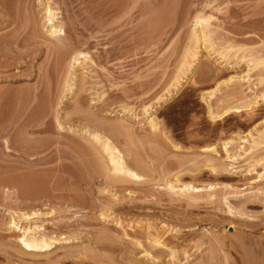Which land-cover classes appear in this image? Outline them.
<instances>
[{"label":"rangeland","instance_id":"obj_1","mask_svg":"<svg viewBox=\"0 0 264 264\" xmlns=\"http://www.w3.org/2000/svg\"><path fill=\"white\" fill-rule=\"evenodd\" d=\"M53 5L63 41L47 33L40 0H0V264H264V142L249 150L248 141L234 140L223 148L238 134L264 141V102L211 119L203 100L231 76L242 78L209 97L214 112L264 93V79L257 82L264 65L245 77L249 60L264 57V0ZM198 14L211 16L213 48L199 46L182 74ZM73 50L89 58L75 63L71 81ZM66 81L74 82L71 90ZM94 117L121 127L111 139L141 179H108L83 133L69 129ZM176 175L197 186L200 199L168 190ZM34 211L56 242L31 253L8 226L11 216ZM155 237L166 245H152Z\"/></svg>","mask_w":264,"mask_h":264},{"label":"bare ground","instance_id":"obj_2","mask_svg":"<svg viewBox=\"0 0 264 264\" xmlns=\"http://www.w3.org/2000/svg\"><path fill=\"white\" fill-rule=\"evenodd\" d=\"M41 1V5L43 7V18L45 21V24H47V33L49 34V36L56 38L58 41H63L66 40L65 37V30L63 27V23L59 21H57L58 17V12H57V7L55 8V6L53 5V0H46L45 2H43V0ZM204 14V13H203ZM211 15V14H210ZM195 26L193 28L194 30V42H192L193 44L191 45V47L188 48L186 54L184 55V59L181 62V65L179 67L180 73L183 74V71L185 72V70H187L188 68L190 69V65H192L191 63L193 62V60L197 59L198 55H199V46L204 45V48L207 49L209 47L213 48L212 46V40L214 38L211 37V31H209L210 27V18L211 16L207 15V16H202V14H198L195 17ZM39 20V19H38ZM210 22V23H209ZM44 24V26H46ZM202 25L201 27L198 26ZM199 28H197V26ZM45 28V27H44ZM212 30V29H211ZM216 30V29H215ZM213 31V30H212ZM214 32V31H213ZM214 35V34H213ZM212 38V39H211ZM61 45V44H60ZM69 46V45H68ZM232 46V44H231ZM234 46V45H233ZM60 47V46H59ZM63 47V46H62ZM65 48V47H64ZM202 48V47H201ZM226 48V47H224ZM229 49V48H228ZM68 50V49H67ZM69 51V50H68ZM227 50H225L226 52ZM60 52V51H59ZM58 52V53H59ZM64 52V51H63ZM67 51H65L66 53ZM208 52V51H207ZM63 53V57L62 55L60 56L62 59L64 58V56L67 54ZM71 54V53H69ZM224 55V52L222 53ZM225 55L227 56V53H225ZM67 56V55H66ZM65 56V57H66ZM210 56V55H209ZM229 56V55H228ZM235 56V55H234ZM262 57V56H261ZM84 58H89L88 54L79 50H73V53L71 54V60H70V67L68 70V76L70 75V79L72 80H76L74 78V76L77 75V66L75 65V63H81L79 61H82L81 59ZM247 58V57H246ZM66 58H64L65 60ZM200 60V59H199ZM249 60V59H248ZM84 61V60H83ZM82 61V62H83ZM194 63V62H193ZM249 68H248V72L246 73V76H249L251 78V74H249L250 71H252L253 69H256L258 67L261 66L263 67L264 65V57L263 58H258V59H253V60H249ZM251 63V64H250ZM69 64V62H68ZM81 65V64H80ZM79 66V65H78ZM264 69V68H262ZM62 71V70H61ZM182 71V72H181ZM80 72V71H78ZM186 73V72H185ZM179 74V73H178ZM177 77L174 79V85L177 87H179L180 85V76L181 74L178 75ZM263 74V73H262ZM259 75V74H258ZM241 76V75H240ZM238 77L237 76H231L228 77L226 79H224L223 81L219 82V84L217 85L216 88H213L212 90H209L207 92L204 93L203 95V100L207 101V104L209 105V116L211 119H216V118H223L224 115H226L227 113L231 112V110H235V111H240V108H251L254 107L255 105L258 104V102H260L258 99L259 97L262 99V101L264 102V93L262 95L259 96H255L253 98H250L249 100H247L246 104L244 105H239V107H230L227 109H224V111L222 112H214L212 110L213 107H211L210 102L208 101V99H210L209 97L212 96L215 92H217V90L220 89V87L222 88L224 85L225 86H230L229 84H233L235 81H237L238 79L240 80L242 77ZM261 76V75H260ZM69 79V80H70ZM237 79V80H235ZM264 78L259 79V83H261L263 81ZM68 80V79H67ZM238 80V81H239ZM71 81L69 82H65L66 84V90H71L72 86L74 85V82L71 83ZM251 81V80H250ZM240 82V81H239ZM236 83V82H235ZM237 86V85H236ZM231 87V86H230ZM180 88V87H179ZM226 88V87H225ZM228 88V87H227ZM236 89V88H235ZM234 89V90H235ZM74 91V90H73ZM81 91V90H80ZM170 91V90H169ZM236 92V91H234ZM264 92V91H263ZM172 93V92H171ZM262 93V92H261ZM79 94V93H78ZM171 96V95H170ZM253 96V95H252ZM239 98V97H238ZM248 99V98H247ZM211 101V100H210ZM59 105V104H58ZM150 107V106H148ZM44 108V107H43ZM247 110V109H246ZM218 111V110H217ZM44 112V111H43ZM59 113V112H58ZM58 115V114H57ZM71 115V114H70ZM144 115H145V119L146 122H148V126L150 127V129L154 132H157V130L159 131L160 126L159 123L157 122L154 113H151L149 108H144ZM41 116V115H40ZM60 116V115H59ZM59 116H57V121H58V126L62 129V128H66L65 125L67 124H62L61 119H59ZM85 116V115H84ZM91 117V116H90ZM95 118V119H94ZM93 119L91 118L89 120V118H87V120L78 126L73 125L75 122H73V124H70L69 129H71L73 132H80L83 133V138L84 140H86L89 145L91 146V148L93 149V151L98 155V158L102 164L101 167H103L105 173L109 178H112L113 180H125V179H135V180H139L142 178L143 175L139 174L135 169L133 165H130L127 160H126V153H124L125 151L122 152V150L117 146V144L114 142L115 140L111 139L113 135H116L119 133V131L121 132L119 126L116 127V123H110L109 124V120L106 124V120L105 119H101L104 122L99 121V119H97V117H94ZM40 123V122H39ZM78 124V123H75ZM113 124H115L113 126ZM32 125V124H31ZM30 125V126H31ZM118 125V124H117ZM120 125V124H119ZM125 127V126H124ZM131 128V127H130ZM125 129V128H124ZM24 130V129H23ZM128 130V128H127ZM31 131V130H30ZM33 131V130H32ZM40 132V131H39ZM78 132V133H79ZM161 132V131H160ZM250 132V131H249ZM261 132V131H260ZM122 133V132H121ZM252 133V132H251ZM74 134V133H73ZM129 134V132H128ZM260 134V133H259ZM81 135V134H80ZM110 135V136H108ZM112 135V136H111ZM132 135V134H131ZM249 135V134H248ZM258 136V135H257ZM262 136V135H261ZM260 136V137H261ZM23 138V136H21ZM250 139H246V137H244L243 135H236L234 138L225 141L223 143V148L224 150H226V152H228L230 149L227 145H230V143H232L234 140H237L238 142H249V150L257 147L258 145L260 146L262 142H264L263 140L259 141L260 139H256L252 136H250ZM259 137V136H258ZM263 137V136H262ZM261 137V138H262ZM82 139V138H81ZM264 139V137L262 138ZM131 141V140H130ZM19 142V141H18ZM24 142V141H23ZM3 144L5 146V148L10 151V139L8 138V136L4 137L3 136ZM240 144V143H239ZM25 143H20L19 147H24ZM28 146V145H27ZM246 146V145H245ZM18 147V148H19ZM176 147V145H175ZM228 147V148H227ZM247 147V146H246ZM25 148V147H24ZM20 149V148H19ZM23 149V148H22ZM247 149V148H246ZM245 149V150H246ZM205 150L208 152H216V148L213 146H208L205 147ZM248 150V149H247ZM246 150V151H247ZM129 153V152H128ZM126 154V155H125ZM229 154V153H228ZM206 156V155H205ZM210 157V156H208ZM229 157H232V155L230 154ZM131 158V157H130ZM209 161L211 160L208 159ZM214 160V159H213ZM137 161V162H136ZM136 163L137 165L141 164L140 159H136ZM32 162V161H31ZM212 162V161H210ZM207 163V162H206ZM213 163V162H212ZM262 163L264 164V162L262 161ZM261 163V164H262ZM209 164V163H208ZM215 164V163H214ZM255 164H257L255 162ZM253 164V165H255ZM262 164V165H263ZM146 166V164H145ZM140 167V166H139ZM219 168V166H217ZM215 167L214 165L210 168H212V171L214 172L215 170L218 172L219 170H217L218 168ZM221 168V167H220ZM224 169V167H222ZM254 168V166H253ZM102 171V170H101ZM165 173V172H164ZM111 176V177H110ZM171 178V177H170ZM169 179V178H168ZM166 183V182H165ZM41 184V183H40ZM195 184V183H194ZM166 186L169 188L168 190H172L173 194L175 193H179V194H183L186 195L188 197H190V199L196 198V196L198 197L199 193L197 190L198 187L193 185L192 183H185V182H180V177L179 175H176L173 180H170L167 182ZM213 186L211 185L210 188H212ZM204 188V187H203ZM167 189V188H166ZM211 192V191H210ZM208 192V193H210ZM114 193V192H113ZM205 193L207 194V192L205 191ZM178 194V195H179ZM202 194V193H201ZM213 194V192H212ZM182 195V196H183ZM209 197H211L210 194H208ZM207 195V196H208ZM185 196V197H187ZM202 196V195H201ZM200 196V197H201ZM206 196V195H205ZM213 196V195H212ZM200 197H198L200 199ZM202 200V199H201ZM198 201V200H197ZM239 211V210H238ZM18 214V213H17ZM15 215V214H14ZM40 215H43L40 211L36 212H32V213H28V212H22L21 214H18L16 216H18V218L16 219L15 217L11 216L10 222H9V230H13L18 232V234H16V240H18V242H20V244L22 245L21 247H23L22 249L26 250L27 252H38V251H45L47 249H49L51 247V245H53L56 242V239L54 237H52V235H47L45 234V232H42V228H41V224H38L37 222L39 221V217ZM34 220V221H33ZM150 232V231H149ZM153 242L152 245L154 246H165L166 244L161 241L159 238L155 237L151 240ZM151 244V242H150ZM219 245V244H218ZM222 245V244H221ZM150 248V247H149ZM147 250V249H146ZM148 254H150V252L147 251ZM178 253V252H177ZM187 253V252H186ZM172 256H174L176 254V251L172 250L171 251ZM152 257V256H150ZM175 257V256H174ZM173 257V258H174ZM175 264V263H174ZM186 264V263H185Z\"/></svg>","mask_w":264,"mask_h":264}]
</instances>
